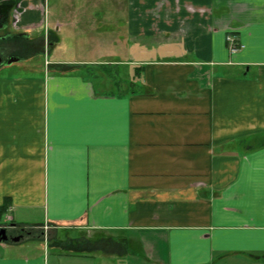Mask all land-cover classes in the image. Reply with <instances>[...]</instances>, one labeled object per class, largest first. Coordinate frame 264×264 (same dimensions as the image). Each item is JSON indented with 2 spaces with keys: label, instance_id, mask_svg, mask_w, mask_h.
Returning a JSON list of instances; mask_svg holds the SVG:
<instances>
[{
  "label": "crops",
  "instance_id": "1",
  "mask_svg": "<svg viewBox=\"0 0 264 264\" xmlns=\"http://www.w3.org/2000/svg\"><path fill=\"white\" fill-rule=\"evenodd\" d=\"M121 1L123 58L107 33L120 0H61L56 47L102 37L141 93L0 69V228L29 235L0 241V264H50L46 246L65 264H264V0ZM20 3L39 25L46 0ZM89 61L105 60L71 58Z\"/></svg>",
  "mask_w": 264,
  "mask_h": 264
},
{
  "label": "rangeland",
  "instance_id": "2",
  "mask_svg": "<svg viewBox=\"0 0 264 264\" xmlns=\"http://www.w3.org/2000/svg\"><path fill=\"white\" fill-rule=\"evenodd\" d=\"M4 1V0H0ZM21 0H12V3L9 6V9L6 8V10L9 12V26L3 31H0V34L6 33V32H23L28 34L29 38L24 37H11L6 39H1L0 37V55L2 57V63H0V69L3 73L7 74H13V75H27L29 72H32L30 70L32 69H39V68H46L53 69L55 71H69L71 69H76L81 71L84 75H86L89 78L97 77L99 74L100 76H114L117 81L124 80V77L127 78L124 74L129 72V69L126 68H120L118 66H128L124 65V63H114L112 58L114 54L116 53V59H121L124 57V36L123 34V24L125 20V11L123 7H120V4L122 5V1L120 0V3L118 5L115 4L113 6V3H108L112 11L111 16L113 18L115 17V20L111 21L112 30L107 33H114L116 32V51L115 53L109 52L108 50L98 48L100 42V38L96 39L95 37L94 41L92 39V36L90 33H86L84 35H80L73 38L71 31L69 32L68 36L65 35L62 40V45L56 47L57 39L59 38L60 33H62L60 27L65 26L61 23H55V18L67 19V14H60V10L63 4H61V0H46V6H45V13L44 14H32L33 18H35L36 22H39V25H35L33 22L32 25L31 20L29 18V13L24 11L26 7L20 6ZM77 4H80V0H75ZM119 1V0H118ZM91 3V2H90ZM82 4V3H81ZM102 6L107 5L106 2L100 3ZM95 20V19H92ZM91 20V21H92ZM97 26H99V23L101 24V29L103 26L110 24L107 20L103 17H100L98 19ZM96 21V20H95ZM35 22V23H36ZM95 23V22H94ZM54 24L56 25L54 28ZM83 24V23H82ZM82 24L79 26L82 27ZM36 26V27H35ZM46 26V27H45ZM49 26V27H48ZM52 26V27H51ZM48 27V28H47ZM83 27H86L85 25ZM88 30V28H87ZM86 31L84 28H80V30L77 31V29H74L75 32H79L80 34ZM105 31V30H104ZM103 30L100 31L98 29L95 33L101 34L104 32ZM57 32V33H56ZM105 33V32H104ZM122 34V35H121ZM104 36V35H102ZM108 36V35H106ZM90 39H92L90 41ZM77 41H81V44H77ZM108 37L104 38V40H101L102 44H107ZM103 46V45H102ZM58 48V49H56ZM12 56H16L18 58H21L19 61H14L9 64H7V60L11 58ZM104 58V62L100 63H92L89 62H71V58L74 59H96V58ZM123 64V65H121ZM128 68V67H127ZM139 73V72H138ZM97 75V76H96ZM120 76V77H119ZM121 78V79H119ZM125 90L124 86L123 89ZM23 231V230H22ZM39 231V230H38ZM38 231H36L37 234H35L34 237L38 235ZM17 232V231H15ZM18 233V232H17ZM25 233V232H24ZM69 235H74V232H67ZM60 235H64L63 232L59 233ZM25 237L26 235H22L21 237ZM29 235L26 236V238ZM43 245V244H42ZM28 248H22L18 250V252H28L32 250L35 246L32 244L27 245ZM30 249V250H29ZM46 252H48L50 264H65L67 263L66 259H64L66 262H62L63 254L61 253V250L56 247L50 246L47 248L45 247ZM122 259L117 258L116 264H121Z\"/></svg>",
  "mask_w": 264,
  "mask_h": 264
},
{
  "label": "trees",
  "instance_id": "3",
  "mask_svg": "<svg viewBox=\"0 0 264 264\" xmlns=\"http://www.w3.org/2000/svg\"><path fill=\"white\" fill-rule=\"evenodd\" d=\"M12 3V0H4L0 1V18L8 12L6 8L9 9L10 4ZM139 74V73H138ZM124 84L125 88V94H135V93H141L143 91V85L138 81V77L136 76L133 80H128V81H120ZM119 82V83H120Z\"/></svg>",
  "mask_w": 264,
  "mask_h": 264
},
{
  "label": "flooded vegetation",
  "instance_id": "4",
  "mask_svg": "<svg viewBox=\"0 0 264 264\" xmlns=\"http://www.w3.org/2000/svg\"><path fill=\"white\" fill-rule=\"evenodd\" d=\"M9 12H6L1 18H0V31L5 30L9 26ZM1 39H6V38H11V37H24V38H29L28 34L23 33V32H6L3 34H0ZM5 232L8 236V239L22 235L21 233H17L15 231L5 229Z\"/></svg>",
  "mask_w": 264,
  "mask_h": 264
},
{
  "label": "water",
  "instance_id": "5",
  "mask_svg": "<svg viewBox=\"0 0 264 264\" xmlns=\"http://www.w3.org/2000/svg\"><path fill=\"white\" fill-rule=\"evenodd\" d=\"M20 59L21 58H18L16 56H12L11 58H9L7 60L6 63L9 64V63L14 62V61H19ZM0 63H2L1 55H0ZM5 229L6 228H4V227L0 228V241H6L8 239V236H7L6 232H5ZM19 238H20V236H15V237H12L10 239L13 240V241H17V240H19Z\"/></svg>",
  "mask_w": 264,
  "mask_h": 264
},
{
  "label": "built area",
  "instance_id": "6",
  "mask_svg": "<svg viewBox=\"0 0 264 264\" xmlns=\"http://www.w3.org/2000/svg\"><path fill=\"white\" fill-rule=\"evenodd\" d=\"M226 42L230 52H235L241 46L240 42L232 34L226 35Z\"/></svg>",
  "mask_w": 264,
  "mask_h": 264
}]
</instances>
